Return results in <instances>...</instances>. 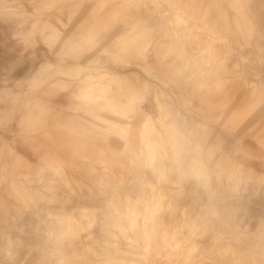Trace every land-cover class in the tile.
Instances as JSON below:
<instances>
[{"label": "rangeland", "instance_id": "rangeland-1", "mask_svg": "<svg viewBox=\"0 0 264 264\" xmlns=\"http://www.w3.org/2000/svg\"><path fill=\"white\" fill-rule=\"evenodd\" d=\"M31 1L2 9L53 50L0 89V264H264V0Z\"/></svg>", "mask_w": 264, "mask_h": 264}, {"label": "crops", "instance_id": "crops-1", "mask_svg": "<svg viewBox=\"0 0 264 264\" xmlns=\"http://www.w3.org/2000/svg\"><path fill=\"white\" fill-rule=\"evenodd\" d=\"M19 4L28 10L34 6L46 7L45 3L35 4L31 0H6L5 2L0 0V89L3 88L6 80H29L35 72V60L50 58L53 50L47 44V35L50 33L35 34L32 21L24 22L19 17L11 16L10 13L2 10L4 5ZM45 20L46 17L42 20L43 25ZM58 97H60L58 100L60 106H66V100L62 98V95ZM2 135L3 130L0 128V136Z\"/></svg>", "mask_w": 264, "mask_h": 264}, {"label": "bare ground", "instance_id": "bare-ground-1", "mask_svg": "<svg viewBox=\"0 0 264 264\" xmlns=\"http://www.w3.org/2000/svg\"><path fill=\"white\" fill-rule=\"evenodd\" d=\"M130 74H131V73H130ZM90 79H91V78H90ZM97 84H98V83H97ZM134 88H135V87H134ZM89 89H90V88H89ZM135 90H136V89H135ZM88 92H89L88 89H87V88H84V95H83V96H84V97H88V95H89ZM101 93L104 94V93H105V90H104V89H101ZM160 117H161V116H160ZM165 117H166V116H165ZM145 120H146V119H145ZM102 122H103V124H102L103 127L106 128V123H105L104 121H102ZM111 126H112V127H115L116 125H115V124H112ZM116 128H117V127H116ZM156 128H157V127H156ZM108 130H109V128H108ZM160 133H161V132H160ZM167 149H168V148H167Z\"/></svg>", "mask_w": 264, "mask_h": 264}]
</instances>
